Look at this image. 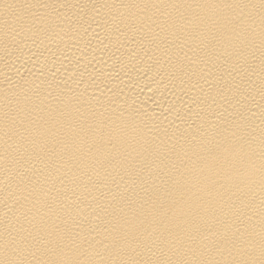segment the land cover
<instances>
[{
  "label": "bare ground",
  "instance_id": "1",
  "mask_svg": "<svg viewBox=\"0 0 264 264\" xmlns=\"http://www.w3.org/2000/svg\"><path fill=\"white\" fill-rule=\"evenodd\" d=\"M0 264H264V0H0Z\"/></svg>",
  "mask_w": 264,
  "mask_h": 264
}]
</instances>
